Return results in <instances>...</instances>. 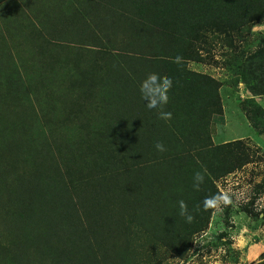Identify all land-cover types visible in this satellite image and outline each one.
<instances>
[{
    "label": "rangeland",
    "instance_id": "obj_1",
    "mask_svg": "<svg viewBox=\"0 0 264 264\" xmlns=\"http://www.w3.org/2000/svg\"><path fill=\"white\" fill-rule=\"evenodd\" d=\"M128 3L0 0V219L19 205L15 197L19 179L35 174L45 195L69 188L74 195L80 185L89 191L81 196L88 206L81 216L93 246L88 256L78 237L70 245V255L46 253L44 246L35 250L38 231L24 229L30 242L18 257V238L0 228V264H122L123 259L130 264H264V133L253 127L243 108L253 95L251 89L230 67L239 54L246 58L262 48L264 22L251 23L237 34L234 47L223 36H211L203 51L207 63L189 64L221 83L223 113L213 116L214 144L243 140L253 162L217 181L232 203H218L208 229L194 237L190 251L180 259L167 252L163 242H155L158 248L148 244L147 229L157 237L169 228L158 218V210H149L144 224L137 213L131 217L130 211L117 209L122 197L112 176L129 162L124 148L141 142H136L138 132L142 141L148 140L160 123L141 97L129 93L136 84L125 75L132 73L131 61L136 60L131 58L150 56L154 49L144 39L131 38L132 27L124 31L125 15L133 17L130 7L131 14L122 10ZM256 100L264 106V96ZM131 108V121L121 125L112 119ZM143 118L147 120L142 122ZM104 175L108 180L103 188L90 187ZM162 193L157 192L166 195ZM174 195L175 201L183 200L178 192ZM100 203L112 206L115 224L105 219L94 227ZM9 204L15 206L8 211ZM176 207L173 211L179 213ZM125 218L135 234L131 237L122 229Z\"/></svg>",
    "mask_w": 264,
    "mask_h": 264
},
{
    "label": "trees",
    "instance_id": "obj_2",
    "mask_svg": "<svg viewBox=\"0 0 264 264\" xmlns=\"http://www.w3.org/2000/svg\"><path fill=\"white\" fill-rule=\"evenodd\" d=\"M127 1L128 5L122 10L130 12L132 9L133 17L125 15L122 27H128L125 26L124 31L132 27L129 28V36L136 40L144 39L154 49L150 56L131 58L136 60L131 61L132 73L126 72L125 75L131 83L136 84L129 91L130 95L140 98L137 82L152 72L172 77L174 85L169 93V103L165 106V110L172 112V118L165 121L153 112L160 123L159 128L154 129L155 132L151 130L148 140L142 141L139 132L135 137L136 142L141 141L140 143L130 144V140H127L130 145L124 149L125 160L129 162L112 176L118 182V194L122 197V205L117 209L130 211L131 217L137 213L139 222L144 224L146 213L149 210H158V218L165 219L169 228H164L163 236L159 232L156 237L145 226L148 239L151 240L148 244L158 248L155 242H163L162 247L167 252L183 259L190 251L194 237L208 229L218 205L205 209L204 198L222 194L217 181L253 162L243 140L214 144L211 133L213 116L223 113L221 83L208 74L192 70L189 64L207 63L203 51L211 36H223L227 44L234 47L237 34L243 33L251 23L264 22V0ZM116 2L121 4L124 0ZM123 14L120 15L122 18ZM260 45L262 48L246 58L244 54H239L230 67L252 91L253 95L244 101L243 108L253 127L263 134L264 106L258 103L256 97L264 96V36ZM131 104L132 107L137 106L134 102ZM117 105L116 102L115 106ZM128 112L124 116L122 112L112 119L123 125L124 122L121 121L132 120L133 108ZM146 120L147 118H143L142 122ZM119 130L115 128V133ZM116 139H119L118 135ZM156 141H162L167 150L157 151L154 147ZM99 158L97 154V159ZM196 171L206 173L205 182L199 190L193 188V175ZM107 180L105 175L100 178L97 176L90 187L103 188ZM19 181L20 187L16 189L15 195L19 205L16 207L14 204V208L9 204L8 211L14 208L11 213L7 212L6 205L2 215L7 213L0 219V228L4 230L2 232H12L11 236L14 233L19 240L16 243L19 247L17 256L25 254L30 242V236L24 234V229L27 232L38 231L35 239L39 241V246L35 243V250L44 246L46 253L70 255V245L79 237L84 241L83 249L89 256L93 249L92 240L84 234L85 223L81 216L82 212L86 214L88 208L81 196L84 197L89 191L76 185L74 195L71 188L45 195L35 174ZM158 191L160 194L163 191L166 195L159 196ZM104 192L110 193L107 189ZM177 192L187 202L189 212L194 217L191 223L185 222L179 213L173 211L175 206L178 209V201H175L174 195ZM99 205L98 213L93 215L94 227L101 225L105 219L115 224L113 221L116 219L111 217L112 206H104L103 203L102 207L101 203ZM125 207L127 208L124 209ZM119 215L124 216L122 213ZM122 229L128 237L135 235L127 227L126 218L123 220ZM139 231L137 229L138 233ZM130 240L131 238L127 240V244L125 242L126 248ZM29 248L33 249V246ZM95 250L94 248V255ZM14 253L16 257V252ZM122 264L130 263L123 259Z\"/></svg>",
    "mask_w": 264,
    "mask_h": 264
},
{
    "label": "clouds",
    "instance_id": "obj_3",
    "mask_svg": "<svg viewBox=\"0 0 264 264\" xmlns=\"http://www.w3.org/2000/svg\"><path fill=\"white\" fill-rule=\"evenodd\" d=\"M179 60V57H177ZM174 85L173 78L170 76H162L157 72L147 74L139 82L138 91L141 99L145 102V106L149 111L155 112L160 119L165 121L172 118V112L165 110V106L169 103V93ZM155 149L159 152L166 151V146L162 141H156ZM206 173L196 171L193 175V188L199 190L205 182ZM232 203L231 197L227 194H213L206 196L203 200V207L207 209L210 206H216L218 203ZM179 215L184 218L185 222L191 223L194 219L189 212L187 203L184 200L178 202Z\"/></svg>",
    "mask_w": 264,
    "mask_h": 264
}]
</instances>
